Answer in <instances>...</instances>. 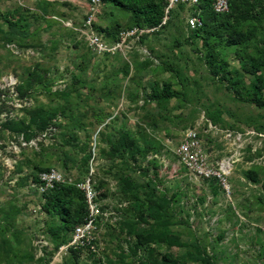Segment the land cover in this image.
Segmentation results:
<instances>
[{
    "label": "rangeland",
    "instance_id": "374dc122",
    "mask_svg": "<svg viewBox=\"0 0 264 264\" xmlns=\"http://www.w3.org/2000/svg\"><path fill=\"white\" fill-rule=\"evenodd\" d=\"M87 8L0 0V264H264V0L127 36L150 27L104 0L101 52ZM190 129L229 192L179 162ZM49 169L74 188L61 212Z\"/></svg>",
    "mask_w": 264,
    "mask_h": 264
},
{
    "label": "built area",
    "instance_id": "2783aa9c",
    "mask_svg": "<svg viewBox=\"0 0 264 264\" xmlns=\"http://www.w3.org/2000/svg\"><path fill=\"white\" fill-rule=\"evenodd\" d=\"M88 8L84 18V30L83 33L89 44L94 50L101 52L106 49L105 41L100 34H97L93 30V24L96 23L102 7V0H87ZM164 16L159 25L139 29L134 28L130 33L125 36L134 33H146L155 30L161 24H164L167 19V14L170 10L178 5H186L189 7L197 8L199 0H164ZM211 10L215 14H223L228 11L229 0H211ZM187 26L192 29H198L202 27V23L198 17V12L187 15L185 19ZM175 155L179 162L192 174L203 179L212 180L219 185L222 190L229 192V183L226 178V171H223L222 166L217 167L207 162L206 156L201 148L197 134L194 130H187L180 142L178 143ZM63 183L61 175L54 169L43 171L38 175V188L41 190L42 195L50 192L56 184ZM79 231V230H77Z\"/></svg>",
    "mask_w": 264,
    "mask_h": 264
},
{
    "label": "trees",
    "instance_id": "16d2710c",
    "mask_svg": "<svg viewBox=\"0 0 264 264\" xmlns=\"http://www.w3.org/2000/svg\"><path fill=\"white\" fill-rule=\"evenodd\" d=\"M104 0H102L103 3ZM116 1V0H113ZM153 0H126V6L129 7L136 15L142 14L143 20L146 22L145 25L149 27H154L160 24L161 18H162V10H163V4L162 7L157 4H152ZM211 0H204L201 2L199 0V4L197 8H195L198 11V17L202 23V27L193 30L194 33H200L203 32L205 29L207 20L202 17V13L208 11L213 16H221L222 14H215L211 10L210 5ZM167 95H169L168 90H166ZM74 190L73 187H69L66 185H62L61 183L56 184L55 187L48 193L43 194L45 197L47 205L51 207L52 210L61 212L62 207L61 203L65 198L70 199L71 197L69 194ZM84 213V210H83ZM80 218H78L79 220Z\"/></svg>",
    "mask_w": 264,
    "mask_h": 264
}]
</instances>
